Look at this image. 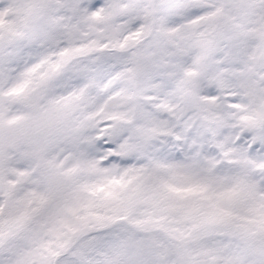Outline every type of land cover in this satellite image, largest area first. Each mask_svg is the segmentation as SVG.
<instances>
[{
	"label": "snow or ice",
	"instance_id": "snow-or-ice-1",
	"mask_svg": "<svg viewBox=\"0 0 264 264\" xmlns=\"http://www.w3.org/2000/svg\"><path fill=\"white\" fill-rule=\"evenodd\" d=\"M0 264H264V0H0Z\"/></svg>",
	"mask_w": 264,
	"mask_h": 264
}]
</instances>
